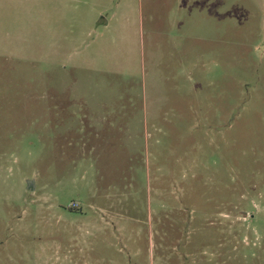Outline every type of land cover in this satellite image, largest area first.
<instances>
[{"label": "rangeland", "instance_id": "rangeland-1", "mask_svg": "<svg viewBox=\"0 0 264 264\" xmlns=\"http://www.w3.org/2000/svg\"><path fill=\"white\" fill-rule=\"evenodd\" d=\"M0 264H264V0H0Z\"/></svg>", "mask_w": 264, "mask_h": 264}, {"label": "crops", "instance_id": "crops-1", "mask_svg": "<svg viewBox=\"0 0 264 264\" xmlns=\"http://www.w3.org/2000/svg\"><path fill=\"white\" fill-rule=\"evenodd\" d=\"M108 25L106 26V28H109L110 27V25H109V23H107Z\"/></svg>", "mask_w": 264, "mask_h": 264}]
</instances>
